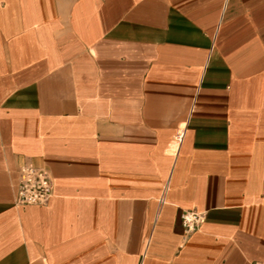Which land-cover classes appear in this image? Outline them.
<instances>
[{
  "label": "crops",
  "instance_id": "0c3cea01",
  "mask_svg": "<svg viewBox=\"0 0 264 264\" xmlns=\"http://www.w3.org/2000/svg\"><path fill=\"white\" fill-rule=\"evenodd\" d=\"M256 261L264 0H0V264Z\"/></svg>",
  "mask_w": 264,
  "mask_h": 264
},
{
  "label": "built area",
  "instance_id": "2783aa9c",
  "mask_svg": "<svg viewBox=\"0 0 264 264\" xmlns=\"http://www.w3.org/2000/svg\"><path fill=\"white\" fill-rule=\"evenodd\" d=\"M16 205H45L53 190V180L50 173L31 163L20 165ZM204 221V214L196 210L182 209L180 212V225L182 234L188 236L196 231ZM251 264H264L256 261Z\"/></svg>",
  "mask_w": 264,
  "mask_h": 264
}]
</instances>
